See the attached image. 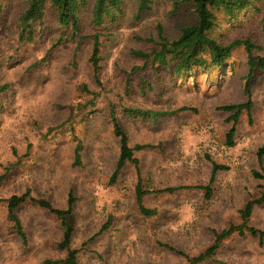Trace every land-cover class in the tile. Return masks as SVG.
I'll return each instance as SVG.
<instances>
[{"label": "rangeland", "instance_id": "1", "mask_svg": "<svg viewBox=\"0 0 264 264\" xmlns=\"http://www.w3.org/2000/svg\"><path fill=\"white\" fill-rule=\"evenodd\" d=\"M27 1L0 0V84H8L0 94V264H42L67 254L57 246L63 233L59 219L29 201L16 209L25 241L19 236L6 201L24 192L62 209L71 193L69 248L77 251L76 264H189L184 255H199L215 232L240 223L246 201L264 191V179L252 173L264 175V154L257 158L264 147V69L252 77L251 120L241 112L234 145L227 146L229 113L218 107L246 100L242 47L222 69L196 68L185 76L132 53L155 47L149 38L156 39L158 23L169 39L176 37L183 24L194 21L190 7L174 10L171 0H149L140 11L138 0H121L116 20L106 19L99 28L96 83L88 61L91 35L98 29L91 2L81 8L85 38L78 42L49 6L42 25L33 26L34 38L19 40ZM263 15L264 0H257L240 19L222 22L216 35L225 43L249 38L259 47L253 54L264 56ZM145 79L151 86L142 91ZM182 106L194 110L169 113ZM124 107L167 114L152 121L128 115ZM111 110L130 146L148 145L133 151L137 166L126 162L113 182L120 147ZM77 141L80 164L75 166ZM212 161L227 169L216 171L206 197L197 186L208 184ZM137 183L151 215L139 211ZM166 187L176 190L161 191ZM247 224L264 231V202L253 206ZM197 264H264V237L234 232Z\"/></svg>", "mask_w": 264, "mask_h": 264}, {"label": "trees", "instance_id": "2", "mask_svg": "<svg viewBox=\"0 0 264 264\" xmlns=\"http://www.w3.org/2000/svg\"><path fill=\"white\" fill-rule=\"evenodd\" d=\"M121 0H28L27 6L20 16L21 29L19 32V40H32L34 38V25H42L43 18L47 6L52 8L55 12L57 22L64 27L71 30V34L79 42L85 37L81 33V8L86 7L91 2V21L93 26L98 28L92 35V47L88 57V61L92 68L93 80L99 82V69L101 62V36L99 30L105 25L106 19L115 21L117 13L120 9ZM174 10H178L181 6L191 8L194 15V21L183 24L176 37L169 39L163 33V28L160 23L156 25L157 37L156 39L149 38L155 45L150 51L134 50V56L143 59L144 63H151L153 66H164L171 68L174 74L178 76H185L192 73L196 68L207 70L210 68L222 69L229 64L232 58V52L237 48L242 47L246 53V64L248 67L247 74L244 77L243 93L246 95V100L240 103H228L220 105L218 108L228 112L227 121L231 125L225 135V143L227 146L234 145V135L236 132V124L241 112L245 111L249 121L251 120V109L253 102L251 100V81L255 71L264 69V56L254 55L253 49L259 48L254 45L251 39H235L229 42L219 40L216 32L221 27L222 22L227 20L231 24L233 21L240 19L247 11L256 7L257 0H171ZM149 5V0H138L139 10H145ZM262 27L264 30V15L261 18ZM148 39V38H147ZM128 83V81L126 80ZM127 85V84H126ZM128 86V85H127ZM149 80H142L140 90L144 91L146 87L150 88ZM8 87L7 83L0 84V94ZM194 110L191 107L182 106L176 111H169L174 113L177 111ZM123 111L132 116H139L147 118L152 121L158 120L161 116L166 115V112H160L154 109H142L136 107H124ZM110 119L113 127V134L119 138V155L116 160L115 169L113 170L110 180L113 182L118 176L120 170L126 162H130L137 166V158L133 155L134 150H140L148 145L135 144L130 146L128 143V136L126 132L119 125L113 110L110 112ZM80 142L77 141L74 148V159L72 164H80ZM264 154V147L257 151V158L260 161ZM227 169L225 165L218 164L212 161V168L209 177V182L205 186L198 185L197 187L205 190V196L210 195V184L215 178L217 170ZM257 178L264 179V175L257 171L252 172ZM3 176H0V181ZM176 188L166 187L161 191L173 192ZM145 190L141 188L140 183L135 186L136 202L139 211L144 215H151L154 213L153 209L144 207L142 203V196ZM29 201L37 204L38 206L47 209L53 213L60 221L63 229L62 238L57 243L59 249L67 250L66 256L60 260H45L42 264H76L75 249H70V241L72 236V225L68 221L69 215L73 210L74 198L71 193H68L66 208H56L51 202L44 198H35L28 192L20 195H11L7 198V210L11 220L13 221L14 228L19 236L25 241V233L23 231L20 219L16 214L17 207ZM264 202V191L256 198H251L246 201L243 208L240 210L241 222L238 224H230L228 227L222 229L220 232H215L212 244L207 247L203 252L194 257H188L182 252L189 264H197L206 258L212 257L214 250L219 246L223 239L230 236L232 233L237 232L243 234L245 231L249 232L254 237L263 238L264 231L258 230L255 227L247 224L248 217L251 214L254 205ZM106 225H102L98 233L102 232Z\"/></svg>", "mask_w": 264, "mask_h": 264}]
</instances>
